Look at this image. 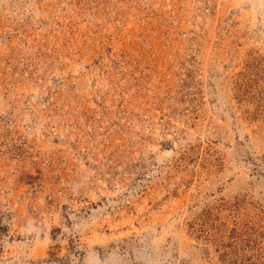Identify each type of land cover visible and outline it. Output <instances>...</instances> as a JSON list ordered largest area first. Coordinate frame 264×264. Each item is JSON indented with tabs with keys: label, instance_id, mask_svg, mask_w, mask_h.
Segmentation results:
<instances>
[{
	"label": "rangeland",
	"instance_id": "rangeland-1",
	"mask_svg": "<svg viewBox=\"0 0 264 264\" xmlns=\"http://www.w3.org/2000/svg\"><path fill=\"white\" fill-rule=\"evenodd\" d=\"M0 264H264V0H0Z\"/></svg>",
	"mask_w": 264,
	"mask_h": 264
}]
</instances>
